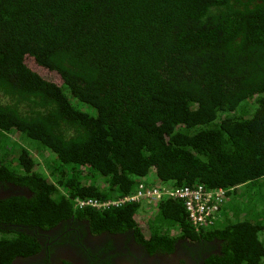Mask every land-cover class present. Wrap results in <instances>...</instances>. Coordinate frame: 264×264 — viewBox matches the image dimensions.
I'll use <instances>...</instances> for the list:
<instances>
[{
	"label": "trees",
	"instance_id": "trees-1",
	"mask_svg": "<svg viewBox=\"0 0 264 264\" xmlns=\"http://www.w3.org/2000/svg\"><path fill=\"white\" fill-rule=\"evenodd\" d=\"M0 166L36 193L10 206L28 224L75 210L141 224V202L77 198L115 200L154 174L147 186H246L244 210L264 206V0H0ZM229 209L210 227L228 242L221 262L263 264L261 215ZM152 218L157 241L174 240L165 226L213 234L180 200ZM11 235L0 264L37 244Z\"/></svg>",
	"mask_w": 264,
	"mask_h": 264
},
{
	"label": "flooded vegetation",
	"instance_id": "flooded-vegetation-1",
	"mask_svg": "<svg viewBox=\"0 0 264 264\" xmlns=\"http://www.w3.org/2000/svg\"><path fill=\"white\" fill-rule=\"evenodd\" d=\"M34 196L30 185L0 166V235L25 233L37 242L7 264H237L221 262L228 242L211 228L204 230L213 232L211 236L179 230L170 234L173 241L165 242L154 239L156 229L149 224L102 227L86 211L75 210L41 225L22 223L10 206Z\"/></svg>",
	"mask_w": 264,
	"mask_h": 264
},
{
	"label": "built area",
	"instance_id": "built-area-1",
	"mask_svg": "<svg viewBox=\"0 0 264 264\" xmlns=\"http://www.w3.org/2000/svg\"><path fill=\"white\" fill-rule=\"evenodd\" d=\"M229 189L223 187L207 189L203 185L191 186H147L145 182L138 185L134 193L124 195L115 200L98 202L94 199L77 198L78 206L91 205L102 208L111 205L119 206L131 202H150L156 207L168 199L180 200L184 203L185 209L193 225L198 230H207L224 216L223 210L228 199Z\"/></svg>",
	"mask_w": 264,
	"mask_h": 264
},
{
	"label": "rangeland",
	"instance_id": "rangeland-1",
	"mask_svg": "<svg viewBox=\"0 0 264 264\" xmlns=\"http://www.w3.org/2000/svg\"><path fill=\"white\" fill-rule=\"evenodd\" d=\"M46 155L48 156V158L52 157L50 155V152H47ZM32 156H34V157L36 156L37 159L39 158L38 155H37V152L35 150H33ZM36 167L39 170H42V171L45 170V168H46L45 161L40 160V162L37 164ZM45 172H46V170H45ZM154 175H149V179L147 180V182H157V180L154 177ZM142 182H144V180ZM243 187H239L238 189L235 190V192H236L235 194H236L237 198L236 197L234 198V195H231V197H228V199L226 201L229 204L228 205V208H230V206H231L232 203L237 202V205L241 208V210L246 211V212H249V214L247 215L248 218L255 219L254 216H255L256 212H257V214L261 215V217L259 216V219L262 220L263 227H262L261 230L258 231V239H260V241L262 240V242L264 244V215L262 213L264 211V206L261 205V203L260 204L257 203V205L254 207L255 209L253 208L252 210H249V209L244 210V208L247 205V202L249 200V197L247 198L246 196H242V194L243 193H247V196H249V191H248V189H247L246 186H243ZM251 189H253V188H251ZM239 194H241L240 198L238 197ZM233 200H234V202H233ZM228 208H227V211L223 210L224 216H222V218H221L222 220L228 219L233 214V211H231V209L228 210ZM156 209H157V207L155 206L154 203L142 201L141 202V206H140V210L138 212V219L140 220L141 224H147V223H145L143 221H147L148 219L152 218V216L154 215V212H155ZM238 217L239 218L240 217L241 218H245L244 217V213L241 216L239 214H236L235 216H233L232 220L236 221L238 219ZM164 225H168V224L164 223ZM152 227H154V226H152ZM165 228L168 229V231H169L170 234H174V235H176V233H178L179 230H180L179 227L178 226H175V225H173L171 228H168L167 226H165ZM0 236H2V235H0ZM9 236L11 237L12 235L9 234ZM262 261H263V264H264V256L262 258Z\"/></svg>",
	"mask_w": 264,
	"mask_h": 264
}]
</instances>
